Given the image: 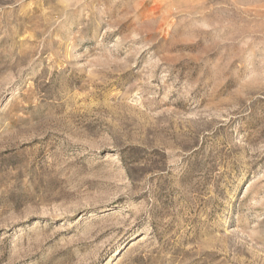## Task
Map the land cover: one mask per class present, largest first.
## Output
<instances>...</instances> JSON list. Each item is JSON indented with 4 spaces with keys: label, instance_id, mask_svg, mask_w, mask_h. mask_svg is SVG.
Wrapping results in <instances>:
<instances>
[{
    "label": "rangeland",
    "instance_id": "rangeland-1",
    "mask_svg": "<svg viewBox=\"0 0 264 264\" xmlns=\"http://www.w3.org/2000/svg\"><path fill=\"white\" fill-rule=\"evenodd\" d=\"M0 264H264V0H0Z\"/></svg>",
    "mask_w": 264,
    "mask_h": 264
}]
</instances>
